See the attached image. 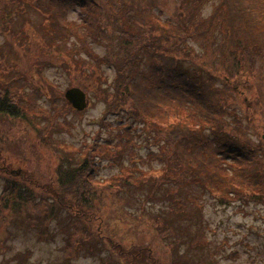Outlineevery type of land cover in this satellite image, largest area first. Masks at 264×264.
I'll return each mask as SVG.
<instances>
[{"label":"trees","instance_id":"16d2710c","mask_svg":"<svg viewBox=\"0 0 264 264\" xmlns=\"http://www.w3.org/2000/svg\"><path fill=\"white\" fill-rule=\"evenodd\" d=\"M13 1L19 0H0V20ZM30 1L44 20L31 23L34 34L25 35L31 43L22 49L28 54L35 48L39 54L33 58L36 76L53 111L36 103L43 90L25 73L0 66V115L25 118L26 111L35 110L33 114L48 118L39 123L41 128L60 124L59 114L70 105L43 71L50 65L47 54H55L72 74L69 86L77 79L86 93L98 89L107 111L118 118L116 124L107 121L102 127L107 133L117 130L115 139L74 147L61 158L48 186L38 185L25 169L21 175L6 176L0 210L39 206L33 190L40 188L60 199V208L80 219L83 235L89 236L92 199L99 188L116 187L110 189L130 199L137 191L146 198L159 194L156 200L167 207L152 211L150 224L163 238L173 234L163 217L189 213L197 199L192 194L196 186L217 193L221 203L234 197L241 204L254 200L264 205V133L256 123L262 115L259 128L264 131V0H214L207 15L201 9L209 0H175L166 16L167 0ZM69 10H77L74 19H69ZM95 45L103 46L106 54L98 55ZM7 49V43L0 44V62ZM108 70L113 71L109 81ZM239 106L245 111L237 112ZM142 135L145 156L134 149L135 137ZM123 154L129 165H123ZM106 156L120 164L119 171L97 177L99 160ZM152 160L159 164L152 165ZM70 161H75L73 166L67 165ZM204 236L200 226L189 241L201 243ZM108 240L127 264L148 259V245L125 249L120 241ZM178 242L168 244L174 249Z\"/></svg>","mask_w":264,"mask_h":264},{"label":"rangeland","instance_id":"374dc122","mask_svg":"<svg viewBox=\"0 0 264 264\" xmlns=\"http://www.w3.org/2000/svg\"><path fill=\"white\" fill-rule=\"evenodd\" d=\"M167 1L164 16L171 13L175 3V0ZM212 1L202 6L203 15L212 10ZM8 10L0 20V44H8L0 66L18 68L43 90L45 88L40 77L36 76L33 62V58L39 54L33 46L28 54L22 47L31 43L26 37L34 34L31 23L43 21L44 14L30 0L13 1ZM76 15L77 10L68 11L69 19H74ZM115 33L118 34L117 31ZM190 45L199 49L197 44ZM94 49L98 55H105L107 51L101 45H95ZM47 56L51 57L50 65L42 68L47 81L56 83L57 90L65 91L71 87V72L63 66L59 56ZM196 61L204 62L201 59ZM105 75L109 81L113 71L108 70ZM76 83L77 79L72 86H77ZM247 94L248 97L254 96V93ZM87 97L89 102L83 111H76L71 106L63 109L59 114L60 124L51 130L39 126L43 118L45 122L48 118L38 112L33 114L35 110L26 111L25 118L0 115V192L6 176L21 175L24 169L38 185L48 186L61 158L71 155L74 147L82 149L94 139L99 142L108 137L115 139L117 128L114 133H107L102 125L107 121L116 124L118 118L107 111L105 103L98 97V89H90ZM36 103L53 111L49 94L44 90ZM236 111L241 113L245 107L239 106ZM261 116L256 123L259 125L258 130L264 133L259 128L262 125ZM135 139L136 154L145 156L147 148L143 142L144 135L136 136ZM59 143H65V146ZM148 148L157 150L154 145ZM121 159L123 165L130 164L125 154L121 155ZM74 163L70 161L67 165L73 166ZM153 163L159 164L157 160H152ZM98 165L100 169L97 177L100 178L109 177L120 168V164L107 156L102 157ZM11 170L14 171L10 173ZM157 175L153 174L152 177L156 178ZM93 185H97V182H93ZM110 188L116 187L99 188L92 199L93 221L90 225L86 224L91 232L89 236L83 235L84 223L80 219L60 208L63 206L59 203L60 199H52L50 194H45L40 188L35 187L33 190L39 206L29 204L15 211L0 210V264H127L118 251L112 248L108 238L120 241L125 249L148 245L150 253L142 264H149L151 260L155 264H177L182 260L186 264H264V205L258 201L241 204L233 197L230 202L221 203L216 197L217 193L196 186L192 188V194L195 192L197 199L194 206L189 205L191 211L164 216L173 234L159 238L150 224L152 211L167 207L166 202L156 200L159 194L146 198L137 191L134 193L136 197L130 199L124 192H115V189ZM200 226L205 235L204 241L194 244L189 239ZM173 240L179 241L173 246L174 249L168 244Z\"/></svg>","mask_w":264,"mask_h":264},{"label":"water","instance_id":"95a60500","mask_svg":"<svg viewBox=\"0 0 264 264\" xmlns=\"http://www.w3.org/2000/svg\"><path fill=\"white\" fill-rule=\"evenodd\" d=\"M64 96L71 107L76 110H82L87 105L86 94L78 87H70L65 90Z\"/></svg>","mask_w":264,"mask_h":264},{"label":"flooded vegetation","instance_id":"af4514ba","mask_svg":"<svg viewBox=\"0 0 264 264\" xmlns=\"http://www.w3.org/2000/svg\"><path fill=\"white\" fill-rule=\"evenodd\" d=\"M12 171H14V170H11L10 173H11Z\"/></svg>","mask_w":264,"mask_h":264}]
</instances>
